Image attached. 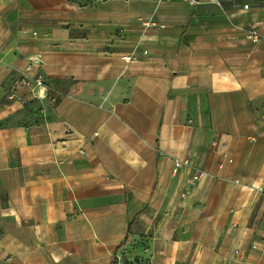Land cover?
I'll use <instances>...</instances> for the list:
<instances>
[{
	"label": "crops",
	"instance_id": "0c3cea01",
	"mask_svg": "<svg viewBox=\"0 0 264 264\" xmlns=\"http://www.w3.org/2000/svg\"><path fill=\"white\" fill-rule=\"evenodd\" d=\"M49 1L0 0V264H259L264 0Z\"/></svg>",
	"mask_w": 264,
	"mask_h": 264
},
{
	"label": "built area",
	"instance_id": "2783aa9c",
	"mask_svg": "<svg viewBox=\"0 0 264 264\" xmlns=\"http://www.w3.org/2000/svg\"><path fill=\"white\" fill-rule=\"evenodd\" d=\"M160 1V0H159ZM184 4H186L189 7H195L200 4H203L206 2V0H180ZM210 2L217 3V0H210ZM243 8H248V4H244ZM154 23H147L146 26H150ZM155 25V24H154ZM259 26V23L251 24L248 29L246 30V36L252 41L257 42L262 38L261 34L258 32L257 27ZM160 27H163V25H160ZM146 53V51H144ZM122 59L129 63L134 60L132 55H124L122 56ZM42 64V60L40 57L36 55H29L27 58L26 65L20 70V72L17 74L16 78L14 79V83L10 89V93L7 94L8 98L17 97V100H21L23 103H26L28 100L23 99L21 96L16 94L17 88H26L30 92L33 91L36 88L39 87H45L46 81L45 76L41 74L40 72H35L34 68L39 67ZM228 161H231L229 158ZM222 167V164L219 165V168ZM189 169L190 170V177H189V183H198L203 180H205L209 173L198 167H194L193 164L189 161V158H179L174 157L172 159V173L176 175L181 170ZM237 183L238 180H235ZM244 186V185H243ZM255 193H262L264 195V187L256 186L254 187ZM188 191H183L181 193V197H185L187 195ZM255 247V245H254Z\"/></svg>",
	"mask_w": 264,
	"mask_h": 264
},
{
	"label": "rangeland",
	"instance_id": "374dc122",
	"mask_svg": "<svg viewBox=\"0 0 264 264\" xmlns=\"http://www.w3.org/2000/svg\"><path fill=\"white\" fill-rule=\"evenodd\" d=\"M160 1H166V2H177V0H160ZM49 4L52 5V4H58V1L57 0H50L49 1ZM261 18L263 19L264 21V15L261 16ZM149 21H152L151 19L150 20H147L146 22H149ZM144 24V23H143ZM251 24V21L248 19L247 21L244 22V24L242 26L243 27V30H244V33L246 34V30L248 29L249 25ZM144 27H146V24L145 25H142ZM137 34L140 35L139 32H136ZM115 35L117 37H126L125 35V31L120 29V28H117V31H115ZM141 35H143L141 33ZM245 40H246V43H248L246 45V50L247 51H252V52H257V53H260L262 56H263V60H264V46H262L260 49H256L254 46H253V43L252 41L245 35ZM258 111V110H257ZM260 113H261V116H262V119L264 120V100L262 101V108L260 110ZM230 163V161H229ZM256 176V174H253V173H248V174H243L241 175V177H247L248 180H250L251 178L253 179L254 177ZM236 180V179H235ZM235 180H233L234 184L236 186H239L240 188H246V189H251L254 193L255 196H257L259 199H258V203H261V201L263 200L264 201V195L262 193H255V189L254 187L256 186H259V185H248L247 183H243V181H240L238 180V182L236 183ZM244 185V186H243ZM261 187H264V186H261ZM262 248H263V245H261ZM137 258V257H136ZM135 258V261L133 263V258L132 257H128V255H125V257H122L121 259H119V261L121 262L122 261V264H141V261L139 260V258L136 259ZM263 258H264V252H262L261 250L258 252V255H257V259L259 261V264H263Z\"/></svg>",
	"mask_w": 264,
	"mask_h": 264
},
{
	"label": "trees",
	"instance_id": "16d2710c",
	"mask_svg": "<svg viewBox=\"0 0 264 264\" xmlns=\"http://www.w3.org/2000/svg\"><path fill=\"white\" fill-rule=\"evenodd\" d=\"M137 259V258H136ZM135 261V258L133 259V263ZM111 264H116L115 261L113 260Z\"/></svg>",
	"mask_w": 264,
	"mask_h": 264
}]
</instances>
